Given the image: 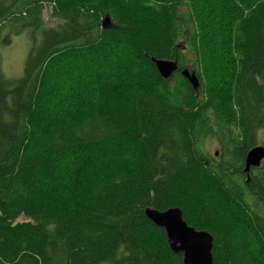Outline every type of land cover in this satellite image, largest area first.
Instances as JSON below:
<instances>
[{"label": "trees", "instance_id": "1", "mask_svg": "<svg viewBox=\"0 0 264 264\" xmlns=\"http://www.w3.org/2000/svg\"><path fill=\"white\" fill-rule=\"evenodd\" d=\"M154 59L178 69L166 79ZM257 145L264 0H0V264H184L146 216L170 207L213 235L215 264H264Z\"/></svg>", "mask_w": 264, "mask_h": 264}, {"label": "water", "instance_id": "2", "mask_svg": "<svg viewBox=\"0 0 264 264\" xmlns=\"http://www.w3.org/2000/svg\"><path fill=\"white\" fill-rule=\"evenodd\" d=\"M110 17L106 16L102 24L107 27ZM156 67L164 78H171L178 69L176 60L154 59ZM181 73L197 90L200 82L197 74L184 68ZM264 160V145L254 146L249 150L245 160V170L248 172L251 167H258ZM146 216L157 226L163 227L166 232L170 248L183 255L184 264H215L213 258V235L203 229H196L189 225L183 217L179 207H170L165 210L147 208Z\"/></svg>", "mask_w": 264, "mask_h": 264}, {"label": "rangeland", "instance_id": "3", "mask_svg": "<svg viewBox=\"0 0 264 264\" xmlns=\"http://www.w3.org/2000/svg\"><path fill=\"white\" fill-rule=\"evenodd\" d=\"M43 14L46 24H53L56 21L55 18L52 16L51 4L49 3L44 4ZM180 43L182 47L184 46L185 48L186 39L182 38ZM28 50H29V40L23 34L15 36L11 40V44L5 47V49L3 50L4 68L6 69L8 75L15 76V75H19L22 72V68L24 66ZM87 60L89 61L90 59ZM72 63H76V65H73L72 67H81L84 63H86V61L83 59V57H81V58H74ZM67 65H70V63L63 62L62 65L60 64L59 67H62V70H60L57 73V76L55 74L58 83L61 85H65V84L67 85L69 83V81H67L65 74L67 73V71H69V68H71V66H67ZM76 70L78 69H75L74 71ZM59 91L60 90H58L57 93L54 94V96L59 97L62 94V91L61 92ZM55 98L56 97H53L54 100ZM207 147L211 149V151L214 153L215 152L218 153L219 151V148L215 142L208 143Z\"/></svg>", "mask_w": 264, "mask_h": 264}]
</instances>
